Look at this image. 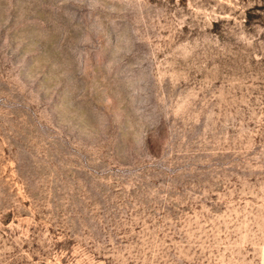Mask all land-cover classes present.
Returning <instances> with one entry per match:
<instances>
[{"label":"rangeland","instance_id":"1","mask_svg":"<svg viewBox=\"0 0 264 264\" xmlns=\"http://www.w3.org/2000/svg\"><path fill=\"white\" fill-rule=\"evenodd\" d=\"M0 264H264V0H0Z\"/></svg>","mask_w":264,"mask_h":264}]
</instances>
